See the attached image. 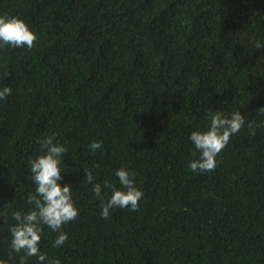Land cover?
Segmentation results:
<instances>
[{
  "label": "trees",
  "instance_id": "16d2710c",
  "mask_svg": "<svg viewBox=\"0 0 264 264\" xmlns=\"http://www.w3.org/2000/svg\"><path fill=\"white\" fill-rule=\"evenodd\" d=\"M0 15L37 37L31 49L0 42V89H12L0 99V261L19 264L10 213L31 209L30 160L51 135L68 150L58 183L79 215L60 247L42 226L43 264H264V127H247L264 124V0H0ZM237 110L245 125L215 170L192 172L191 133ZM121 167L139 211L104 219L93 187L120 188Z\"/></svg>",
  "mask_w": 264,
  "mask_h": 264
},
{
  "label": "clouds",
  "instance_id": "9594fccd",
  "mask_svg": "<svg viewBox=\"0 0 264 264\" xmlns=\"http://www.w3.org/2000/svg\"><path fill=\"white\" fill-rule=\"evenodd\" d=\"M36 34L29 28L25 21L17 16L0 15V42L13 48L24 47L31 49L36 41ZM256 49H264V44L259 40L255 42ZM12 94L10 87L0 89V99H7ZM264 114V107L259 108ZM207 118L210 125L203 131L195 130L189 139L199 151V157L190 161L188 167L192 172H211L217 166V156L229 144L232 135L238 133L245 125V118L240 111H232L230 115L223 112H209ZM247 127L255 134L257 127L264 124L248 122ZM54 136H47L39 141L42 154L30 160V170L35 187V193L29 194L27 202L31 209L22 213L12 211V219L16 223L11 224L10 248L20 254L19 264H26L28 257H37L40 264L48 260L45 253L39 248L42 226H47L53 232L58 233L53 246L60 247L68 239L67 233L61 231L62 226L73 221L79 215L72 199L71 186L58 183L61 176V158L67 148L59 143H54ZM92 151L102 147L101 141H93L88 146ZM84 179L87 184H93L94 175L89 169H83ZM114 175L118 178L120 188L112 182L105 180L102 185L95 183L93 192L100 201L101 216L108 219L113 208H127L131 211H139V202L143 192L135 184V172H130L126 167L117 169ZM104 190L111 192L105 199ZM7 216V213L0 214ZM0 264H4L0 261ZM48 264H61L57 258L48 261Z\"/></svg>",
  "mask_w": 264,
  "mask_h": 264
}]
</instances>
